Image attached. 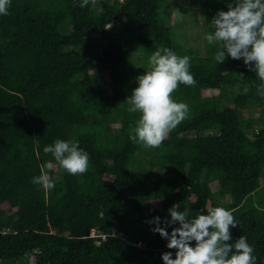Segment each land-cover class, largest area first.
I'll list each match as a JSON object with an SVG mask.
<instances>
[{
    "label": "trees",
    "instance_id": "obj_1",
    "mask_svg": "<svg viewBox=\"0 0 264 264\" xmlns=\"http://www.w3.org/2000/svg\"><path fill=\"white\" fill-rule=\"evenodd\" d=\"M81 2L11 0L0 15V264H164L162 253L175 258L176 249L148 221L160 217L171 233L174 205L189 219L206 207L232 211L228 243L244 235L264 264L257 73L227 52L216 62V44L203 54L181 42L164 15L176 2ZM161 48L190 57L196 84L172 94L188 117L153 149L129 138L140 113L125 99ZM57 139L89 153L86 173L71 175L44 153ZM48 162L55 187L45 191L32 179Z\"/></svg>",
    "mask_w": 264,
    "mask_h": 264
},
{
    "label": "clouds",
    "instance_id": "obj_2",
    "mask_svg": "<svg viewBox=\"0 0 264 264\" xmlns=\"http://www.w3.org/2000/svg\"><path fill=\"white\" fill-rule=\"evenodd\" d=\"M88 4L89 0H82L80 7ZM10 6L11 0H0V15H8ZM211 26L214 31L206 34L205 39L218 47L215 61L224 63L225 51L232 59L243 58L245 65L257 73L261 81L257 93L264 97V0H235V6L217 13ZM149 66L148 71L136 78L138 86L125 100L129 113H140L129 138L142 147L155 149L187 119L190 111L186 103L176 102L172 94L180 84L194 86L196 80L189 71L190 57H180L170 48L157 49L149 57ZM43 151L71 175L84 174L89 169V153L77 141L57 139ZM53 167L48 162L32 182L45 191L54 188L48 174ZM177 208L174 205L168 210L171 220L164 222L179 223L171 233L161 226L160 217L148 221L155 224L154 232L167 238V248L176 249L175 258L170 251L162 253L164 264H255L254 248L244 235L234 244L228 243L232 238L230 226L238 225L232 211L220 206L206 207L207 214L198 213L189 219L186 211Z\"/></svg>",
    "mask_w": 264,
    "mask_h": 264
},
{
    "label": "rangeland",
    "instance_id": "obj_3",
    "mask_svg": "<svg viewBox=\"0 0 264 264\" xmlns=\"http://www.w3.org/2000/svg\"><path fill=\"white\" fill-rule=\"evenodd\" d=\"M171 1L176 2V5L172 6V8L169 5H166L164 7V15L167 16L168 19H170V22L174 26L178 39L183 42L186 46H194L196 48H200L203 54L207 52L206 45L211 48L213 47V44L210 45L205 39L206 34L214 31L211 26L212 31L208 32L207 27V21L210 14V7L213 5V3L216 4L214 13L216 16L219 11H228L230 5L235 6V0ZM137 67L139 68L140 65H136V68ZM179 226L180 225H178L177 227ZM131 230V234L134 235V237L132 236L131 238L137 241L138 238H140V232H138L136 227L132 226Z\"/></svg>",
    "mask_w": 264,
    "mask_h": 264
},
{
    "label": "bare ground",
    "instance_id": "obj_4",
    "mask_svg": "<svg viewBox=\"0 0 264 264\" xmlns=\"http://www.w3.org/2000/svg\"><path fill=\"white\" fill-rule=\"evenodd\" d=\"M186 8H187V7H186ZM182 10H183V8H182ZM191 10H192V9H191ZM195 10H196V9H195ZM189 11H190V10H189ZM184 14H186V13H184ZM190 15H191V14H190ZM193 15H194V14H193ZM185 16H186V15H185ZM185 16H184V17H185ZM194 16H195V15H194ZM186 18H187V17H186Z\"/></svg>",
    "mask_w": 264,
    "mask_h": 264
}]
</instances>
